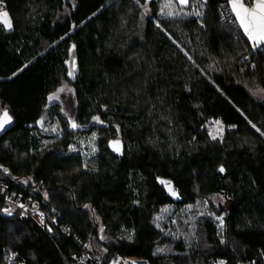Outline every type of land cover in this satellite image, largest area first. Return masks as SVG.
I'll return each mask as SVG.
<instances>
[{"label": "trees", "instance_id": "1", "mask_svg": "<svg viewBox=\"0 0 264 264\" xmlns=\"http://www.w3.org/2000/svg\"><path fill=\"white\" fill-rule=\"evenodd\" d=\"M164 2L145 14L144 0H0L13 24L0 23V109L14 120L0 185L56 223L0 216V262L8 249L26 264H264V136L252 127L264 131V46L252 50L227 0L199 17L163 16ZM64 81L76 129L48 99ZM41 117L59 134L26 128ZM216 120L222 140L209 136ZM86 139L94 153L70 150Z\"/></svg>", "mask_w": 264, "mask_h": 264}, {"label": "snow or ice", "instance_id": "2", "mask_svg": "<svg viewBox=\"0 0 264 264\" xmlns=\"http://www.w3.org/2000/svg\"><path fill=\"white\" fill-rule=\"evenodd\" d=\"M137 3H139V0H136ZM148 2L149 0H144V4L142 7L144 8V13L146 14L148 12ZM190 0H165L163 3L160 14L167 17H173L179 16L181 14L183 15H194L196 17L201 16L203 13L200 9H202L205 4L206 0H193L192 3V12H184V7L189 5ZM180 6V10L176 11V5ZM227 6L230 8L232 16L235 17V23L238 24L239 29L243 31L244 36L247 37V40L251 43L253 49H257L259 46L264 45V0H227ZM223 7V6H222ZM167 10V11H165ZM95 15V13H93ZM227 23V20L225 21ZM0 23H2L3 28L5 30H11L13 28L12 21L9 18V13L7 11H0ZM158 28L161 27L160 23H157L156 25ZM75 48V45L72 46ZM187 55V53H185ZM191 59V57H189ZM247 59V57H245ZM67 63V62H66ZM75 69V61L72 62V70L69 71L68 75L71 77L74 74ZM243 71V69H242ZM15 75V73H14ZM65 87H62L57 90V92H64ZM68 92H72V89L68 88ZM258 91H264V89H258ZM256 94V93H253ZM50 101H54L56 99H59V97L56 94H53L49 96L48 98ZM63 111V108L61 109ZM43 117H41L40 120L37 121V124H39L44 131L51 130L53 133L59 134V125L51 126L49 128H44L43 126ZM92 120L96 122L97 124H103V121L99 116H93ZM12 123V116L9 114V111L7 108L0 109V131L5 129L6 125H9ZM215 125L217 126L216 133L209 132V136L212 140H217L218 137L222 140V136H220V133L223 130V126L221 124V121L216 120ZM251 124L252 122L249 121ZM69 124L72 129H76L78 127L77 123L69 118ZM231 127H236L235 125H232ZM252 127L256 129L257 132L261 134V136H264V131L261 130V128L257 127L255 124H252ZM117 128V138L115 140L109 141V147L112 149L113 152L120 153V145L121 141L119 139V126H116ZM96 139V134L93 133L92 141L94 142ZM70 150H75L70 146ZM96 151L95 146L93 144L92 152L94 153ZM87 155V154H85ZM2 168V166H0ZM4 173H9V170L7 168L2 169ZM219 172L224 173L225 169L223 166H221L219 169ZM28 179H31L30 177ZM158 182L165 186L169 190V194L173 197H177V193L175 190L171 187V181L162 180L159 177L157 178ZM24 183H27V181H24ZM45 199H47V193H45ZM20 208H23L24 205L20 204ZM85 207H89L88 205H85ZM190 207V206H189ZM7 215H12L10 209H3L2 210ZM163 211V210H162ZM156 219H159L157 217ZM217 219L220 220V227L223 228V218L218 217ZM41 221L43 222V214H41ZM49 231H52L51 228L48 229ZM104 229L101 228L100 232L103 233ZM101 239H105L104 236H101ZM128 239H131V236L128 237ZM223 239L221 240V243H223ZM84 247H89V245H84ZM106 251V249H105ZM164 250L161 248H157L153 255H156L157 253H161ZM113 264H119L118 261H114ZM218 264H224L223 261L218 262Z\"/></svg>", "mask_w": 264, "mask_h": 264}, {"label": "built area", "instance_id": "3", "mask_svg": "<svg viewBox=\"0 0 264 264\" xmlns=\"http://www.w3.org/2000/svg\"><path fill=\"white\" fill-rule=\"evenodd\" d=\"M0 11H5L3 5H0ZM0 200L3 202L0 206V216L1 217H11L14 215H19L21 218L30 219L33 221L38 227L42 228L44 223H50L52 226H56L54 220H52L46 213L40 210L39 205L37 202L32 201L30 199H23L21 195L17 194H9L8 189L5 185H0ZM23 204L24 207L20 208L19 205ZM10 209L12 215L5 214L2 210L3 209ZM41 214H43V222L41 221ZM7 256L4 258L0 264H26L25 261L20 258L16 253L6 249L5 251ZM83 260L87 262L89 259L87 256L83 257ZM137 260V259H136ZM118 261L119 264H128L124 259L116 258L112 260ZM219 262V261H218ZM218 262L216 264H218ZM136 264V263H135Z\"/></svg>", "mask_w": 264, "mask_h": 264}, {"label": "rangeland", "instance_id": "4", "mask_svg": "<svg viewBox=\"0 0 264 264\" xmlns=\"http://www.w3.org/2000/svg\"><path fill=\"white\" fill-rule=\"evenodd\" d=\"M65 86H67V87L65 88L64 92H55L54 93V94H56L59 97V99H56L54 101L61 103V105L59 106L60 107L59 109H60L61 113L64 114L68 118V122H69V118L72 119V116H73L74 102H73L72 92H68L67 91L68 88L71 89V87L69 86V83L64 81L60 88L65 87ZM256 93H257V91H256ZM262 95H263V93H262ZM62 108H63V111L61 110ZM55 125H57V123L55 121H53V120H50L48 122V124L45 126V128H49L50 129L51 126H55ZM50 131L51 130H49L48 132H50ZM210 131L213 132V133H216L217 126L215 125V123L210 125ZM221 134H222V132L220 133V135ZM78 145L79 146L72 147L73 149H75V150H73L74 152L83 151V149H85V147H87V146L93 147V142L92 141H88V139H86V141L85 140L80 141L78 143ZM94 146H95V144H94ZM166 190L169 193V190L167 188H166ZM4 251H6V249H4ZM125 261L128 262V264H135V263L136 264H147L146 262H144L142 260L129 259V258L126 259Z\"/></svg>", "mask_w": 264, "mask_h": 264}, {"label": "water", "instance_id": "5", "mask_svg": "<svg viewBox=\"0 0 264 264\" xmlns=\"http://www.w3.org/2000/svg\"><path fill=\"white\" fill-rule=\"evenodd\" d=\"M233 18H234V20H235V17L233 16ZM237 26H238V24H237ZM238 28H239V26H238ZM241 30V29H240ZM241 32H242V34H243V31L241 30ZM244 35V34H243ZM245 37V39L247 40V37L246 36H244ZM247 42L250 44V46H251V48H252V50L254 51V50H257V49H259L260 47H262V46H264V45H262V46H259L257 49H253V47H252V45H251V43L247 40ZM73 61H75V60H73ZM14 126V120H13V118H12V123L11 124H9V125H6L5 126V129L4 130H2V131H0V135H2L3 133H5L6 131H8V130H10V129H12V127ZM39 128L40 129V131H41V129H42V127L39 125V124H33V125H29V126H26V128L27 129H30V128ZM118 154V153H117ZM122 154H120V156H121Z\"/></svg>", "mask_w": 264, "mask_h": 264}]
</instances>
